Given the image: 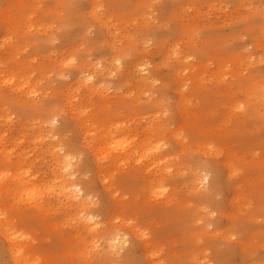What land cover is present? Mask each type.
<instances>
[{
  "label": "rangeland",
  "instance_id": "rangeland-1",
  "mask_svg": "<svg viewBox=\"0 0 264 264\" xmlns=\"http://www.w3.org/2000/svg\"><path fill=\"white\" fill-rule=\"evenodd\" d=\"M113 263L264 264V0H0V264Z\"/></svg>",
  "mask_w": 264,
  "mask_h": 264
},
{
  "label": "bare ground",
  "instance_id": "bare-ground-1",
  "mask_svg": "<svg viewBox=\"0 0 264 264\" xmlns=\"http://www.w3.org/2000/svg\"><path fill=\"white\" fill-rule=\"evenodd\" d=\"M142 70H145V68L142 67ZM93 77L94 75L92 74V75H89L87 79L93 81ZM71 174L72 173H69V175ZM19 181H20L19 182L20 185L24 183L23 179H20ZM64 187H65V190H64L65 196L69 201L84 205L86 196L84 195L83 189L78 184H67V185H64ZM86 217L87 218L84 221L85 227H87L90 231L98 233L97 231L100 225L99 222L94 220L93 215H86ZM125 242H126V239L124 237H122L121 235H116L111 238L110 247L111 249H113L117 245L121 246ZM113 264H118V263H113Z\"/></svg>",
  "mask_w": 264,
  "mask_h": 264
}]
</instances>
